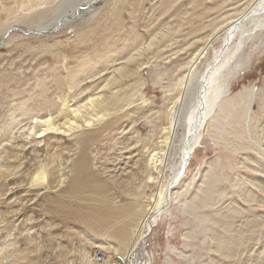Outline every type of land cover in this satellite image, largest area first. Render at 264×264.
<instances>
[{
  "label": "rangeland",
  "instance_id": "374dc122",
  "mask_svg": "<svg viewBox=\"0 0 264 264\" xmlns=\"http://www.w3.org/2000/svg\"><path fill=\"white\" fill-rule=\"evenodd\" d=\"M248 1L203 0L198 12L188 0H103L91 10L84 7L77 20L59 32L56 30L39 35L11 32L7 45L0 47V124L8 122L14 115L22 126L29 116L47 112L50 106L56 104L58 96L69 93L75 97L84 88L89 90L85 91L88 95L90 90L98 89L104 76L110 75L119 61L108 62V68L106 64L97 63V68L101 65L104 69L106 67L104 75L79 78L82 83L72 90H68L66 82L68 72H74L81 61L100 56L98 53L103 50L106 30L110 33L108 44L119 47L126 43V39L130 43L124 49H118L117 52L121 54L117 57L119 59L155 34L160 39L159 32H168V26L176 28V34L166 39L170 47L143 52L146 58H139L141 62H146L151 57V61L138 74L140 80L135 76V80L130 81L131 87L126 94H131L132 87H137L135 90L139 91L131 102L135 100L136 104H141L140 100L145 99L147 102L139 105V109H131L136 104L130 108L124 107L120 114L129 112L113 126L114 129L103 130V137L88 142L86 146L78 143L75 137L46 136L32 145L26 144L25 149L17 147L21 166L10 168L14 175L0 184V219L6 216L7 220L0 223V249L5 250L1 255L6 256L3 261L12 262L19 257V252L28 250L29 258L25 262L17 260L12 264H19L20 261L21 264H124L121 256L91 244L107 241L118 246L115 239L100 236L99 233L103 231L95 229L99 224L94 223L97 217L90 210L105 206L120 210L133 205L134 211L127 221L132 219L134 222L150 208L158 183L169 175L168 170L177 162V151L185 132L183 119L186 114L192 113V101L186 105L190 101L187 88L182 93V86L173 93L166 90H171V84L186 74L179 70V65L188 62L189 57L204 46L205 52L195 69L197 88V77L209 63L208 60H212L223 36L224 30H221L219 35L212 37L215 27L222 25L225 15L237 14ZM168 6L170 10L162 13ZM204 8L211 9V12H203ZM185 11L188 12L185 16L180 13ZM193 12L204 16L198 17L196 14V18ZM48 14L43 13L44 16ZM41 16L36 18L40 19ZM176 16H180V19ZM243 25L251 32L250 37L242 40L235 38L234 44H242L241 48L235 47L234 53L229 52L225 66L218 72L220 76L228 75L237 58L244 61L245 71L227 79L226 96L233 97L243 87L253 89L247 116L248 123H251L249 128H252L250 133L253 131L251 135L255 133L258 141L264 138V40L261 38L254 50H248L254 42L252 38L259 34L252 32L255 26L251 27L253 25L250 23L245 21ZM33 26L29 24V28ZM21 28L27 29L25 26ZM193 30H197V34L190 35ZM209 36L211 39L207 44ZM80 76L83 77L81 73ZM155 76H160L161 82L155 83ZM140 83L143 86H138ZM168 97H176L174 105ZM168 114L174 119L171 145L167 148V157L162 161L160 177L153 183H146L143 169L147 153H144L143 147L147 143L150 150V143L157 142L159 129L166 126ZM221 121L224 122L223 119ZM229 121L234 120L231 117ZM236 121L240 124H234L236 130L240 129L239 135H244L237 140L228 134L218 137L217 132L208 129L206 120L201 125L197 148L183 173V179H189L182 192L184 196L181 194L179 198L183 202L181 204L175 200L167 204L152 225L144 246L147 264H264V151L260 144L257 147L252 144L239 112ZM15 138L14 144L8 146L11 149L23 140L18 133ZM136 141L139 142L134 144ZM82 152L87 164L84 169L78 170L76 161ZM49 160L53 162L49 164ZM136 161L137 164L133 165ZM41 163L47 169L50 186L55 188L48 190L27 184L30 175ZM58 174L65 176L60 187L54 182ZM201 177L205 178L204 181L198 180ZM136 185L140 191H135ZM76 187H80L79 199L74 200L70 191L73 192ZM208 187L211 190L207 192V197L200 194L201 188L205 191ZM90 194L94 197L103 195L106 204L97 202ZM200 195L203 197L199 202L197 199ZM194 199L197 202L194 203ZM118 227L120 229L121 225ZM97 252L103 254L102 261L96 259ZM106 259L109 261L104 263Z\"/></svg>",
  "mask_w": 264,
  "mask_h": 264
},
{
  "label": "bare ground",
  "instance_id": "6f19581e",
  "mask_svg": "<svg viewBox=\"0 0 264 264\" xmlns=\"http://www.w3.org/2000/svg\"><path fill=\"white\" fill-rule=\"evenodd\" d=\"M102 1L103 0H0V18L2 20V23L0 24V36L3 42L2 44L5 46L7 45L8 43L7 40L11 39L12 36L11 32L13 31H20L25 34L34 33L35 35L43 34V32H50V31L55 32L56 30H57L56 32H59L65 26H69L73 24V22H75L77 18L82 14V10L84 7L86 9L89 8L91 10L93 7L101 4ZM188 1L190 5L195 7L193 8L194 10L198 9V12H200L199 9L200 7H202L201 4L203 0H188ZM169 10H170V6L162 10V13H167ZM210 10L211 9L204 8L202 11L208 12ZM45 12H49V14L47 16H44L43 13ZM180 13L183 14L184 16L185 14H188L187 11ZM197 13L193 12L195 16ZM39 15H42L41 18L40 19L36 18V16ZM201 15L202 13H199V15L197 14L198 17ZM203 16L204 14L201 17ZM176 18L180 19V16L178 17L176 16ZM222 19H223L222 25H220V27L216 26L211 35L213 37L218 33H220L221 30H224L223 36L220 39L219 47L216 48L217 50L215 49V52L213 53V56L211 58L212 60H208L209 63L203 68V70H201V73L197 77V88H195V80L197 76V71L195 69L197 62L199 61V59L202 58L205 52L204 46L201 49H199L197 52L193 53L189 57L188 62L179 65L178 67L179 70L181 69V71H185L186 74L180 77L178 82L171 84L170 87L171 88L173 87L171 90L169 89L166 90L167 92L173 93L175 92L176 89H179L182 86L181 87L182 88L181 93H182L183 90L187 88V91L189 92V93L187 92V98L190 99V101L186 105L188 106V104L192 101L191 102L193 103L192 113L190 112L188 113V115L186 114L185 118L183 119L185 132L181 138L179 151H177L179 153L177 162L173 167H170V169L168 170L169 175L166 178H164L161 183H158L157 192L154 198L151 199L152 204L150 208L143 211V213L139 216V218L134 222L132 219H130L129 222L127 221L130 217L131 212L134 211L133 205H129L128 208H124V207L120 208V210L112 209L109 208L108 206L107 207L105 206L104 208H97V209L95 208V211L90 210V212L92 213L94 212L95 216L97 217V219L94 220V223L97 222L99 224L98 227L96 228L94 227V228L103 231L100 233L98 232L100 236L108 237L109 239H115L118 243V246L111 245L107 241L95 242L91 244L96 248L109 251V253L112 252L114 255L121 256L124 264H147L148 257L147 254L145 253L146 250L144 246L148 234L152 231L151 230L152 225H154V222L156 221L158 216L162 214V211L166 208L167 204L172 203L175 200L177 202L179 201L180 203L183 202L182 200H179V198L182 192L184 191L183 189L185 187V184H187L189 179L186 180L183 179V173L185 171L182 174H180L179 173L180 168L183 162H185L186 166L188 165V160L184 161L185 154L189 153V159L191 158V155L194 154L197 148L196 145L198 143L201 132L200 127L205 120L208 129L214 133L217 132V134H219L218 137H220L222 134H228L229 136H232V138L234 137V139L237 140L239 138L241 139L242 137L240 136L243 135V134L239 135L240 129L237 131L236 126L234 125L235 123L239 124V121L238 122L236 121L237 113L239 112V114L241 115L242 122L244 124V130L249 133L248 136L249 138H251L252 144H254L256 147L258 146V144H260L261 145L260 148H262V150L264 151V138H262V140L259 139L257 141L256 140L257 135H254L255 133L251 135L253 131L252 133H250L251 126L249 128V125H251V123L250 124L248 123V116H247L248 107H249L248 102L251 100V92H253V89L243 87V89L236 92V94L233 97L226 96V90H227L226 86L228 84L226 83L227 79L233 78V76H236L240 72L245 71V66L243 63L244 61L242 62L240 57L237 58L233 63L234 65L229 70L228 75L225 74V76H220V72H218V69H220L222 66H225L224 63L225 61H227L226 57L228 56V54H230L229 52L234 53L235 47L241 48L242 44L240 45L237 43L238 45H240V47L238 45H235L236 43L234 44V42L236 41L235 38L238 39L240 37V40H242L247 36L250 37L251 32L246 30V28L244 27L246 24L243 25L245 21L246 23L248 24L250 23L251 25H253L251 27L255 26V28L252 29V32L256 31V33L259 34L257 37L252 38V40L255 43L253 42L254 44L252 43L251 48L249 47L250 49L248 50H254L257 46L256 42L258 40L261 41V38H263L262 40H264V36H263L264 32L261 33L262 30L264 31V0H249L244 8L237 11V14L233 16L225 15ZM29 24H34L33 28H29ZM23 26H25V28L27 27V29L23 30V28H21ZM167 29L168 32H164V31L159 32L161 34L160 39H158V37L155 34L154 36L151 37L150 40L145 41L143 43L141 42L140 44L136 45L132 49V51L121 56L119 59H117V57H119L121 54L117 52L118 49H124L126 44L128 43L130 45V43L126 39V43L123 42L119 47L116 44H112V43L108 44L107 40L110 37V33H108V31L106 30V33L103 35V50L101 53H98V55L100 54V56H97L95 58L85 59V61H81L80 64H78V66L75 68L76 70H74V72L72 73L68 72L69 78L67 77L68 80L66 82V85H68V90H72L75 87L80 86V84L82 83V79L79 78H84L86 76L88 77L91 76V78H93L95 76L99 77L101 74H102L101 76L104 75L103 72H105L106 67L104 69L102 68L103 65H101L99 67L101 69H99L97 68V63L106 64L107 66L108 62L113 63L119 61L117 64H115V66L117 67L113 68V70L110 72V75L104 76L105 78L101 81V83L100 84L98 83L99 85L97 86L98 89L96 91L95 89L90 90L91 93L86 95L85 91H89V90L84 88L80 93L76 94L75 97H71L69 93L63 96H58L56 104L50 106L49 109H47V112H45L43 115L29 116L28 121L22 126H20L21 124L17 121L16 116L14 115L10 117L8 122H6L7 124L6 123L0 124V184L2 180L4 181L9 180L8 178L14 175L13 173L10 172V168L15 169L21 166L20 157H19L20 150H18L17 147H20V149L23 148L25 149L26 144L32 145L33 142L36 141L38 142L39 140L45 138L46 136H51V138L52 137L55 138L58 136L68 137V138L75 137L78 143H82L84 146H86L88 142L96 141L99 137L100 138L103 137L101 136V134H103L102 132H104L103 130L114 129L113 126L118 124V122L125 117V114L129 112L128 110L125 114L124 113L120 114V111L123 110V108L126 106H129L130 108L132 104H136L137 102L135 100L134 102L131 101H133L139 89L135 90L137 87L136 86H135L136 88L132 87L131 94L128 92L130 95L128 93H127L128 95L126 94V90H128V88L131 87L130 83L132 82L130 81L132 79L135 80L134 79L135 76L136 78H139L138 74L140 73V71L145 69L146 66H149L151 57L148 58L146 62L145 61L141 62L142 60H140L141 56L142 57L145 56L143 52H147L152 49L157 50L158 48L167 49V47L171 46V44L170 45L169 43L167 44L166 39L172 34H176V30H175L176 28L172 29V27L168 26ZM95 31L98 32L99 30L95 29ZM196 31L197 30H193L190 35L195 34ZM29 36H33V35H29ZM210 39L211 37L207 39V44L208 41L210 42ZM223 42L226 43L223 44ZM233 44L234 47H232ZM222 50H224L223 54H221ZM246 53H248V51ZM137 57L138 59L140 58L139 59L140 61L137 59ZM96 58L97 61L95 60ZM80 73L81 75H83V77L80 76ZM160 80H161L160 76H155L153 79L155 83L161 82ZM136 81L138 82V80ZM143 84H145V82H143ZM138 86H143V85L140 83ZM191 90L193 91L194 96L193 94L191 95ZM175 99L176 97L174 99L170 97L169 102L170 100L171 101L173 100L170 103L174 105ZM145 100H140L142 101L141 104L147 102ZM141 104H136L135 106L132 105L131 109L133 108L139 109L138 106ZM169 109L171 110V108ZM173 110L174 109H172V111ZM169 116L170 114H168L166 118L167 120L166 126L164 125L159 129L157 142L155 140L156 143L155 142L150 143V145L152 144L151 145L152 147L150 146L151 147L150 150L149 147H147V143H146V147L145 146L143 147V149H145L144 153H147L146 159L144 161V169H143L146 183H153L154 180L156 179L158 180V178L161 175L162 161H164L163 159L167 157L165 155L168 152L167 150L168 146L171 145L170 143L171 132L174 126V122H173L174 119H172V117ZM231 117L234 120L233 122L229 121ZM222 119L224 122L221 121ZM226 128H229L230 130H227ZM20 130L22 131L20 132ZM204 130L205 127H203L202 131ZM14 131L16 132L14 133ZM16 133H18L20 137L23 138V140L20 141V144L18 142V145L15 146L16 148L11 149L8 146L14 144L13 142L16 139L15 138ZM152 139H154L153 136ZM138 142L139 141H136L134 144ZM51 162H53V160L52 161L49 160V164H51ZM86 164H87V158L85 156V153L82 152L77 157L76 167L78 168V170H82L85 168ZM136 164L137 161L133 163V165ZM46 170L47 169L45 168L44 163L38 164L37 167L35 168V171L33 173L31 172L32 174L30 175V179L28 180L27 184L30 185L31 187H40V188L42 187L43 189H48V190H50L51 188H55L50 186L48 182L49 179ZM170 171L172 172L170 173ZM56 172L59 173L60 171L57 170ZM58 175L59 176L57 177V180L55 179L54 182H56L57 187H60L59 185L60 184L62 185L65 176L64 174H58ZM203 179L205 178L201 177L198 180H203ZM199 185H201V183ZM136 189H135L136 192L140 191V187H137ZM79 190L80 187H76L74 188L73 192L70 191L72 199L74 200L79 199L78 197ZM209 190H211V188L209 187L206 188L205 191L203 190V188H201L199 192L200 194H203V196L207 197L208 196L207 192ZM90 196L93 195L90 194ZM203 196L200 195L197 200L199 201ZM94 198L97 199V202L106 204V197H104L103 195H99V197L96 196ZM192 201L190 200V202ZM195 202L197 201L194 199V203ZM5 217L6 216H4L3 219H0V223L7 221ZM89 217L90 216L84 219V221H86ZM126 221L127 224H125ZM119 224L121 225L120 229L118 227ZM4 253L5 250L0 249V264H4L5 262L3 261V258H5L6 256L1 255ZM19 254H20L19 257L14 256L18 258H16V260L13 259L12 262H9V260H7L6 258L8 262L5 263L12 264L14 261L17 260L18 261L21 260L25 262L29 258L28 250L19 252ZM21 261L18 263L21 264L22 263ZM108 261L109 260L106 259L104 260V263H107Z\"/></svg>",
  "mask_w": 264,
  "mask_h": 264
},
{
  "label": "water",
  "instance_id": "95a60500",
  "mask_svg": "<svg viewBox=\"0 0 264 264\" xmlns=\"http://www.w3.org/2000/svg\"><path fill=\"white\" fill-rule=\"evenodd\" d=\"M3 42L1 41L0 42V46H2L3 44H2ZM2 44V45H1ZM186 160H189V153H186L185 154V159H184V161H186ZM187 163V162H186ZM185 167H186V164H185V162H183L182 163V165H181V168H180V174H182L184 171H185ZM145 255V254H144Z\"/></svg>",
  "mask_w": 264,
  "mask_h": 264
},
{
  "label": "built area",
  "instance_id": "2783aa9c",
  "mask_svg": "<svg viewBox=\"0 0 264 264\" xmlns=\"http://www.w3.org/2000/svg\"><path fill=\"white\" fill-rule=\"evenodd\" d=\"M96 259L98 261H100L103 258V254L101 252H97V254L95 255Z\"/></svg>",
  "mask_w": 264,
  "mask_h": 264
}]
</instances>
